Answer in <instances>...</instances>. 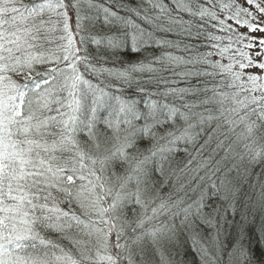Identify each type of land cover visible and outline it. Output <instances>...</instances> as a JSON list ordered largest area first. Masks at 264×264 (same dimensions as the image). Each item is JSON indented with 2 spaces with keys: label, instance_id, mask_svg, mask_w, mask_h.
Wrapping results in <instances>:
<instances>
[{
  "label": "snow or ice",
  "instance_id": "6c2138e0",
  "mask_svg": "<svg viewBox=\"0 0 264 264\" xmlns=\"http://www.w3.org/2000/svg\"><path fill=\"white\" fill-rule=\"evenodd\" d=\"M257 31L264 0H0V264H251Z\"/></svg>",
  "mask_w": 264,
  "mask_h": 264
},
{
  "label": "trees",
  "instance_id": "16d2710c",
  "mask_svg": "<svg viewBox=\"0 0 264 264\" xmlns=\"http://www.w3.org/2000/svg\"><path fill=\"white\" fill-rule=\"evenodd\" d=\"M241 3H243V0H240ZM247 7V5H245ZM242 32L247 33L249 30L246 27H241L240 29ZM253 36L257 37H264V33L262 32H255L251 33ZM251 71H258L257 69H251ZM186 159L185 154L183 152H180L177 154V160L182 164L184 160ZM176 164H173V167H175ZM245 243L248 245L249 251L252 254V261L251 264H264V242H261L259 239V236L255 232L254 228L249 229L248 233V239L245 241ZM193 254L189 253V257H191Z\"/></svg>",
  "mask_w": 264,
  "mask_h": 264
}]
</instances>
